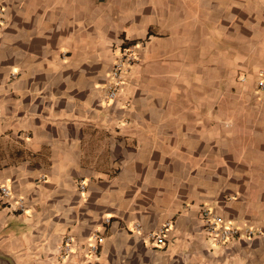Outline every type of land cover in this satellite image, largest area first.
Masks as SVG:
<instances>
[{
	"label": "crops",
	"instance_id": "0c3cea01",
	"mask_svg": "<svg viewBox=\"0 0 264 264\" xmlns=\"http://www.w3.org/2000/svg\"><path fill=\"white\" fill-rule=\"evenodd\" d=\"M130 45L138 61L110 101ZM260 80L264 0H0V256L264 264ZM204 206L261 233L218 245ZM167 221L158 245L149 233Z\"/></svg>",
	"mask_w": 264,
	"mask_h": 264
},
{
	"label": "built area",
	"instance_id": "2783aa9c",
	"mask_svg": "<svg viewBox=\"0 0 264 264\" xmlns=\"http://www.w3.org/2000/svg\"><path fill=\"white\" fill-rule=\"evenodd\" d=\"M138 61V55L135 51V46L130 45L120 51L117 55L110 72V80L106 83V98L113 101L117 98V95L124 85L125 72L128 68ZM259 85L264 89V80L259 81ZM82 188H85L82 183ZM0 191L3 197H9L11 195V189L6 185L0 186ZM19 207L24 211L25 204L23 199L19 200ZM200 221L203 231L206 235L211 237L216 244L225 245L233 239L239 237L252 238L255 235L261 233V229H255L251 227H241L230 223L227 219L214 209L204 206L201 208ZM109 221V219H108ZM171 221H167L157 230L149 233V237L158 245H164L166 242V236L171 228ZM137 231L141 230V226L137 225ZM105 237L101 234L99 229L92 232L91 241L87 247L88 252L98 253L102 243H104ZM60 258L65 259L75 251V243L72 236H66L60 243Z\"/></svg>",
	"mask_w": 264,
	"mask_h": 264
},
{
	"label": "water",
	"instance_id": "95a60500",
	"mask_svg": "<svg viewBox=\"0 0 264 264\" xmlns=\"http://www.w3.org/2000/svg\"><path fill=\"white\" fill-rule=\"evenodd\" d=\"M0 264H8L7 260L0 256Z\"/></svg>",
	"mask_w": 264,
	"mask_h": 264
},
{
	"label": "rangeland",
	"instance_id": "374dc122",
	"mask_svg": "<svg viewBox=\"0 0 264 264\" xmlns=\"http://www.w3.org/2000/svg\"><path fill=\"white\" fill-rule=\"evenodd\" d=\"M257 83L259 84V81Z\"/></svg>",
	"mask_w": 264,
	"mask_h": 264
}]
</instances>
